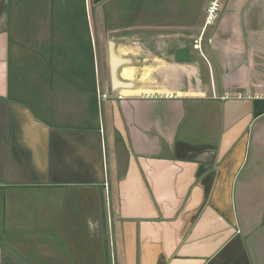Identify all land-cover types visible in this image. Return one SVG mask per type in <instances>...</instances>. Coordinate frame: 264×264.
Returning a JSON list of instances; mask_svg holds the SVG:
<instances>
[{
    "label": "crops",
    "instance_id": "1",
    "mask_svg": "<svg viewBox=\"0 0 264 264\" xmlns=\"http://www.w3.org/2000/svg\"><path fill=\"white\" fill-rule=\"evenodd\" d=\"M100 3L0 0V264H110L105 225L124 217L123 196L135 264H264V113L252 106L229 198L232 155L217 159L225 116L240 118L226 101L264 99V0H223L194 44L167 40V83L129 99L137 114L122 117L136 171L124 190L129 152L123 142L119 162L115 136L109 148L102 89L53 78L55 43ZM42 69L46 83L23 82ZM157 99L162 116L140 114Z\"/></svg>",
    "mask_w": 264,
    "mask_h": 264
},
{
    "label": "rangeland",
    "instance_id": "2",
    "mask_svg": "<svg viewBox=\"0 0 264 264\" xmlns=\"http://www.w3.org/2000/svg\"><path fill=\"white\" fill-rule=\"evenodd\" d=\"M208 1L104 0L94 9H90L89 25L80 16L75 19L76 22L72 26V30L65 28L62 33L65 38L55 43L56 58L61 57V64H59V60H56L57 67L55 66L53 70V78L55 77L56 83L63 84L62 82L65 81L68 84H97V94H99V89H102L109 145L112 142L111 147H108L113 149L112 138L115 136L118 143L117 150L120 151V153L118 152L119 162H123L126 149L120 134L113 127L111 101L120 100L118 105H121L119 108L125 121L129 119V116L137 114L134 112L133 106H131V110L127 107L129 99H139L144 98L143 95H149L150 84L156 86L167 83L165 80L168 71L160 58V54L164 56L171 54L167 52L165 46L167 40L175 41L177 38H181V40L185 39V43L189 40L194 44L197 33L200 36L204 32V36L207 34L208 28L203 31V21ZM82 18L85 19V17ZM108 40L115 42V51L119 56L133 59L132 63L121 65L117 70V75L122 80L135 83V88L119 90L111 88ZM150 47L152 48L151 53ZM151 54L154 55H152V59L150 58ZM177 55L182 54L178 53ZM197 58L198 56H196ZM151 62L153 66L150 69ZM47 77H51V75L47 76L46 70L42 69V73L35 76L34 79L23 77V82L34 80L33 82L46 83ZM145 89L147 93L144 92ZM119 96L124 99H118ZM156 98L161 97L156 95ZM159 101L157 99L147 108H138L137 111L143 109L140 112L142 115L160 117L166 112L167 106L163 107V103ZM99 108H101V104ZM191 114L197 116L195 111ZM100 119L101 127H103L102 116ZM105 230L107 231V240L111 241L113 237L109 224L105 225ZM117 237H120L119 231ZM111 248L112 246H110V251H112ZM118 257L121 260L118 264H123L121 256ZM110 264H112V258Z\"/></svg>",
    "mask_w": 264,
    "mask_h": 264
},
{
    "label": "water",
    "instance_id": "3",
    "mask_svg": "<svg viewBox=\"0 0 264 264\" xmlns=\"http://www.w3.org/2000/svg\"><path fill=\"white\" fill-rule=\"evenodd\" d=\"M107 50H108V62H109V73H110V85L113 90H119L121 88H133L134 83L131 81H125L119 78L117 75L118 68L123 64H128L131 62V59L128 57H122L119 56L115 51V42L113 40L107 41ZM252 106L253 101L250 98H243V99H228L225 103V109H230L231 107H238L237 113L240 116V118L237 119V121L233 120L231 122V119L229 116H225V122H224V128H223V134L221 137V142L219 145V152L217 154V159L220 161L223 157H226L225 155H229L228 158L232 155L233 160V168L231 177L229 178L228 186L226 187V194L229 198V195L231 194V189L233 185L234 177L240 168L246 151V145H247V137H248V125L252 118ZM227 115V114H226ZM230 115V113H229ZM112 117H113V126L116 129V131L120 134L128 152H129V167L126 172V175L124 179L120 183L121 189H125L127 181L129 180L130 176L133 175L135 171V161L133 159L131 149L129 146V141L127 137V132L122 120L121 112L117 103V100H112ZM235 121V122H234ZM101 133V132H100ZM102 147V142H101ZM228 158H225L227 160ZM138 189L141 190V192L144 195V206L146 209H150L151 213H154L153 210V203L148 196L145 188L141 185V188ZM122 190V191H123ZM154 190V189H153ZM145 193H144V192ZM140 202L136 201L133 205H131L133 215H138L139 213L136 212L138 210H142L141 208L142 204H139ZM128 201L127 197L123 196V203L122 206L124 208L123 216L126 217L128 215L125 207H127ZM135 212V213H134ZM150 214V213H148ZM138 217V216H136ZM134 226L132 230H130L129 236L125 239V261L126 264H135V233Z\"/></svg>",
    "mask_w": 264,
    "mask_h": 264
},
{
    "label": "flooded vegetation",
    "instance_id": "4",
    "mask_svg": "<svg viewBox=\"0 0 264 264\" xmlns=\"http://www.w3.org/2000/svg\"><path fill=\"white\" fill-rule=\"evenodd\" d=\"M150 92V91H149ZM125 94V93H123ZM126 95H131V94H126ZM118 99H121V97L119 96ZM111 204V202H110ZM109 205V203H108ZM109 207V206H108ZM120 214V213H119ZM115 218V217H111L109 215V227L111 228L112 231V237L113 239L110 241V246H112V251H111V258H112V264H118L119 262V255L121 256L122 260H123V264H126L125 261V239L127 236H129L128 230L123 229V222H127V220H133L132 218L129 217H121V214ZM112 219H111V218ZM117 227V230H116ZM119 231L120 233V237H117V232ZM120 248V249H119Z\"/></svg>",
    "mask_w": 264,
    "mask_h": 264
},
{
    "label": "built area",
    "instance_id": "5",
    "mask_svg": "<svg viewBox=\"0 0 264 264\" xmlns=\"http://www.w3.org/2000/svg\"><path fill=\"white\" fill-rule=\"evenodd\" d=\"M223 0H209L205 9V17L203 21V28L205 29L208 25L214 24L216 21L220 9L222 7ZM104 95V94H103ZM211 95L213 98H216V90L211 86ZM255 98H258L257 95H254Z\"/></svg>",
    "mask_w": 264,
    "mask_h": 264
},
{
    "label": "trees",
    "instance_id": "6",
    "mask_svg": "<svg viewBox=\"0 0 264 264\" xmlns=\"http://www.w3.org/2000/svg\"><path fill=\"white\" fill-rule=\"evenodd\" d=\"M104 0H92V2L94 4L96 3H100V2H103ZM253 113L254 115H259L261 113H264V99L260 100V101H254V104H253Z\"/></svg>",
    "mask_w": 264,
    "mask_h": 264
}]
</instances>
